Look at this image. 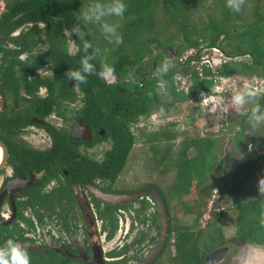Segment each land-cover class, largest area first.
Here are the masks:
<instances>
[{
	"label": "trees",
	"instance_id": "trees-1",
	"mask_svg": "<svg viewBox=\"0 0 264 264\" xmlns=\"http://www.w3.org/2000/svg\"><path fill=\"white\" fill-rule=\"evenodd\" d=\"M3 1L0 28L6 34L23 23H50L47 36L58 50L51 52L59 84H67L70 70L87 78V83L75 81V85L85 94L86 120L96 130L103 128L111 139L113 150L106 156V169L111 171L107 173L115 178L131 168L129 155L138 136L147 145L149 157L135 161L143 171L135 181L143 178L144 182L129 187L120 179L119 184L131 190L149 185L163 197L169 216L168 236L151 264H206L207 257L228 241L224 219L229 213L234 214L238 242L264 247V193L260 191L264 181V88L250 97L252 104L246 112L216 119V132L210 129L203 134L197 127L179 132L176 121L147 131L141 122L154 112L169 114L178 103L188 100L189 93L201 106L203 95L210 94L221 78L264 82V0H244L239 12L229 8L227 0H120L125 6L123 14H107L99 21L84 19V13L91 14L90 9L97 5L107 10L115 0ZM104 24L115 27L122 43L117 44L115 35L103 31ZM37 34L31 32L30 36ZM66 34L75 46L68 58L62 54L68 52ZM86 41L91 47L85 48ZM213 48L230 59L214 67L202 63L204 50ZM188 49L194 53L185 57ZM82 59L93 64L97 73L111 67L113 79L84 72ZM165 62L167 70L159 71ZM183 68L188 70L181 72ZM186 72L191 81L189 92L180 90V81L175 79ZM257 107L259 120L252 111ZM189 119L195 121L193 115ZM138 125L142 128L136 136L131 129ZM228 144L232 146L230 154L218 159ZM155 174L158 179L151 180ZM152 207L146 198L140 201L139 207L133 208L137 222L145 225ZM99 214L102 233L110 241L119 227L114 207L105 203ZM149 219V226L159 233L157 209ZM145 236L141 230L132 244L141 243ZM156 238L152 236L150 243ZM25 252L30 264H85ZM121 253H129L128 245L123 252L114 248L107 255L114 258ZM139 259L136 252L108 264Z\"/></svg>",
	"mask_w": 264,
	"mask_h": 264
},
{
	"label": "flooded vegetation",
	"instance_id": "flooded-vegetation-1",
	"mask_svg": "<svg viewBox=\"0 0 264 264\" xmlns=\"http://www.w3.org/2000/svg\"><path fill=\"white\" fill-rule=\"evenodd\" d=\"M49 31V22L23 23L9 34L0 28V141L6 149L3 152L0 147V249H7L11 241L25 251L89 264L93 244L98 247L99 242L105 264L123 261L136 252L140 259L126 264H138L154 248L161 231V225L159 233L149 226V216L157 209L154 199L147 194L114 205L97 198L91 188L108 193L155 188L145 185L131 190L119 184L120 175L113 178L107 173L111 171L106 169V156L113 150L111 139L106 138L103 128L96 130L86 120L85 94L75 81L69 85L68 78L66 85L58 83L60 74L51 52L58 50L47 36ZM31 32L38 34L31 37ZM66 40L68 52L62 54L68 58L74 43L67 34ZM79 121L90 127L89 140L74 138ZM144 198L153 206L147 213L146 236L139 244H132L136 235L115 248L123 252L128 245V254L108 257L99 214L105 203L114 207L119 231L125 218L132 220L131 228L138 224L133 208ZM128 235L127 231L123 238ZM155 235L156 240L150 243ZM225 251L222 248L221 254ZM218 255L211 253L206 264Z\"/></svg>",
	"mask_w": 264,
	"mask_h": 264
},
{
	"label": "rangeland",
	"instance_id": "rangeland-1",
	"mask_svg": "<svg viewBox=\"0 0 264 264\" xmlns=\"http://www.w3.org/2000/svg\"><path fill=\"white\" fill-rule=\"evenodd\" d=\"M4 1L0 0V11L4 8ZM72 51L75 50V47L72 46ZM190 49L185 51L184 55L185 57L190 56L189 53ZM214 51L210 52V56H214ZM173 55V54H172ZM185 70H188V68H183L181 72H184ZM185 74H177L175 79L177 82H179V89H187L185 92H189L188 88L191 84V81L189 80V76ZM107 78L112 80L113 77L108 74ZM248 84L250 87H253L257 91L264 88L263 81L259 79L254 80H248L242 77L237 78H230V79H223L220 81L218 87L220 89L221 95L220 96H212L217 97L218 101L209 100L208 104H202L201 106L196 101V98H194L191 93H187L189 95L188 100L185 102H180L176 105V108H173L169 114H159L157 112H154L153 115L146 120H142L143 126H147V131H152L157 128L161 123L173 121L177 122V129L179 132L183 131L184 129L191 130L195 127H197L203 134H205L206 131L212 129L213 132L218 131V124L215 121L216 119H222V118H229L234 117L238 113L246 112L249 109V106H251L252 103H250V97L245 95L244 103L243 104H236L234 97L237 94H244V85ZM216 91V90H215ZM209 98V97H207ZM206 99V98H205ZM190 115H193L195 118V121H190ZM214 124V127L212 128L210 125ZM142 125L133 126L132 131L133 133L138 136L139 132L142 128L140 127ZM180 137L176 141V144L179 143ZM232 150L231 145H225L221 151V153L218 155V159L224 158L227 155L230 154ZM149 157V151L147 148V145H145L140 139V136H138V139L134 143L132 147V151L129 155V167L127 171H125L122 176L121 180L126 182L125 185H128L129 187H134L137 184L143 183L144 179L141 178L140 182L135 181V177H142L143 171L135 164L136 158L138 160L142 161L143 158ZM140 170V171H139ZM139 171V173H137ZM144 177V176H143ZM171 177V176H169ZM158 177L155 174L153 178L151 177V180H157ZM256 185H260V183H256ZM151 209L147 212L150 213ZM122 216H126L122 214ZM124 218V217H123ZM234 214L229 213L226 218L224 219V225L225 229L228 235V241L224 244V246L219 247L215 249L212 253L217 252L219 254L216 256V260L213 259L209 261L210 264H264V247H257V246H251V245H245L244 243H240L235 239V226H234ZM187 219L186 221H188ZM124 224L120 226L119 231H117L114 238L110 241L105 240L104 242V249L105 251H110L113 248H119L125 241L129 242L132 240L141 230L147 229V224L143 225L138 222V224H134L131 228V219L123 220ZM129 227L131 230L129 231ZM129 232L128 237L123 238L126 234V232ZM104 237V236H103ZM105 239V237H104ZM126 239V240H125ZM146 246H144L145 248ZM226 248V251L224 254H221L222 248ZM145 251V250H144ZM243 252L244 259L240 260L239 256ZM219 257H223L222 259H219ZM152 263V262H151Z\"/></svg>",
	"mask_w": 264,
	"mask_h": 264
},
{
	"label": "clouds",
	"instance_id": "clouds-1",
	"mask_svg": "<svg viewBox=\"0 0 264 264\" xmlns=\"http://www.w3.org/2000/svg\"><path fill=\"white\" fill-rule=\"evenodd\" d=\"M227 4H228L229 8L235 10L236 12H239L241 9V6L244 4V0H227ZM124 8H125V6L122 2H120V0H115V2L107 8V10H105V8L100 6V5H97L95 8L90 9L91 14H89L88 12H85L84 13V19L91 20L94 17L97 21H99L101 19V17H103L107 14H111V13H114L115 15L120 16L123 14ZM74 30L77 31V35L82 36V33H80L78 29H74ZM103 31L105 33H112L113 35H115L117 44L122 43V37L119 35H116L114 26L109 25V24H104L103 25ZM84 46H85V48H88V47H91V44L86 41ZM219 51L220 52H218V53L213 52L215 58L220 59L222 56H225L221 52L220 49H219ZM228 58H230V57H228ZM81 63L83 65V71L87 72L89 75L97 74L101 77H104V76H106L112 72L111 67L105 66L103 71L97 73L95 66L93 64L89 63L87 59H82ZM216 63H218L217 65H220V64L225 63V62L222 61L219 63V61H216ZM167 68H168V64H167V62H165L160 67L159 71H161V72L166 71ZM67 76L69 79H74L75 81H78L82 84L87 83V78L84 75H82V73L80 71L70 70L67 72ZM223 79H225V78H221L220 81ZM261 81H263V80H261ZM263 84H264V82H263ZM218 85H216L213 88V90L211 91L210 94H204L203 95V97H202L203 104H205V105L208 104L209 100L218 101L217 97H212V96H220L221 95V93L218 92V91H220V89L219 88L216 89V87H218ZM185 91H187V89H185ZM258 94L259 93L256 89L250 87L248 84H245L244 85V94H237L234 97V100H235L236 104H243L244 99H245V95H247L249 97H253V96H256ZM207 97H209V98H207ZM202 101H201V104H202ZM252 111H253V115L256 116V113L259 111V108L258 107L254 108ZM256 119L259 120V119H261V117L256 116ZM261 183H262V187H261L260 191H261V193H264V181H262ZM9 245L10 246L7 249H0V264H30V257L25 252L23 246L12 245L11 241H9ZM239 259L240 260L244 259L243 252H241Z\"/></svg>",
	"mask_w": 264,
	"mask_h": 264
},
{
	"label": "water",
	"instance_id": "water-1",
	"mask_svg": "<svg viewBox=\"0 0 264 264\" xmlns=\"http://www.w3.org/2000/svg\"><path fill=\"white\" fill-rule=\"evenodd\" d=\"M74 81H75L74 79H70L69 85H72ZM74 138L75 139L82 138L89 140L91 138L90 127L84 124L82 121L76 123L74 128ZM0 147L3 150V152H6L5 146L1 143V141H0ZM91 191L97 198L102 199L105 202L112 203L114 205L125 202H131L142 195L150 194V196H152V198L156 203L158 213L160 216L161 231H160L159 239L156 245L154 246V248L147 255H145L143 259L140 260V262H138V264H150L162 251L169 230V216L167 213L165 202L159 191L157 189H145L143 191H139L135 193H108L98 188H91ZM95 238L97 239L98 242L97 234L95 235ZM93 247H94L93 257L90 260H87V262L89 264H105L103 250L101 249L99 242H98V247H95V244H93Z\"/></svg>",
	"mask_w": 264,
	"mask_h": 264
},
{
	"label": "built area",
	"instance_id": "built-area-1",
	"mask_svg": "<svg viewBox=\"0 0 264 264\" xmlns=\"http://www.w3.org/2000/svg\"><path fill=\"white\" fill-rule=\"evenodd\" d=\"M211 51H214V53L220 52L219 49H217V48H214V49H211V50L205 49L204 53L202 54V57H201L202 63H204V64H206L208 66L214 67V66H216L218 64V63H216V61H219V63H220L222 61L226 62L227 60L230 59L227 56H222L220 59L219 58H215L214 56L212 57V56H210V52ZM189 53H190V55H192L194 53V49H190Z\"/></svg>",
	"mask_w": 264,
	"mask_h": 264
}]
</instances>
